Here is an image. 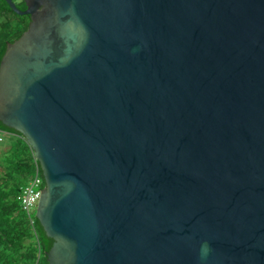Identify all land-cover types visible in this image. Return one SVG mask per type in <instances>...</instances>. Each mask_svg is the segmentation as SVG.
I'll list each match as a JSON object with an SVG mask.
<instances>
[{
  "label": "water",
  "instance_id": "water-1",
  "mask_svg": "<svg viewBox=\"0 0 264 264\" xmlns=\"http://www.w3.org/2000/svg\"><path fill=\"white\" fill-rule=\"evenodd\" d=\"M4 1L48 264H264V0Z\"/></svg>",
  "mask_w": 264,
  "mask_h": 264
},
{
  "label": "trees",
  "instance_id": "trees-1",
  "mask_svg": "<svg viewBox=\"0 0 264 264\" xmlns=\"http://www.w3.org/2000/svg\"><path fill=\"white\" fill-rule=\"evenodd\" d=\"M16 6L25 8L23 1ZM28 23V16L14 14L0 0V59L6 46L26 31ZM0 130L9 135L0 154V264H48L46 254L53 240L45 235L34 214L29 224L16 200L19 188L36 171L32 149L19 132L1 123Z\"/></svg>",
  "mask_w": 264,
  "mask_h": 264
},
{
  "label": "built area",
  "instance_id": "built-area-1",
  "mask_svg": "<svg viewBox=\"0 0 264 264\" xmlns=\"http://www.w3.org/2000/svg\"><path fill=\"white\" fill-rule=\"evenodd\" d=\"M34 161L37 163L36 171L32 174L27 184L19 188L16 195V200L19 202L21 210L27 218L29 224L33 223L32 216L37 206L39 192H41L44 188V180L42 174L39 172L40 167L35 158Z\"/></svg>",
  "mask_w": 264,
  "mask_h": 264
},
{
  "label": "crops",
  "instance_id": "crops-1",
  "mask_svg": "<svg viewBox=\"0 0 264 264\" xmlns=\"http://www.w3.org/2000/svg\"><path fill=\"white\" fill-rule=\"evenodd\" d=\"M9 140V135L0 130V154Z\"/></svg>",
  "mask_w": 264,
  "mask_h": 264
},
{
  "label": "clouds",
  "instance_id": "clouds-1",
  "mask_svg": "<svg viewBox=\"0 0 264 264\" xmlns=\"http://www.w3.org/2000/svg\"><path fill=\"white\" fill-rule=\"evenodd\" d=\"M207 250H208V245L205 243L204 245H202V251L206 252Z\"/></svg>",
  "mask_w": 264,
  "mask_h": 264
},
{
  "label": "rangeland",
  "instance_id": "rangeland-1",
  "mask_svg": "<svg viewBox=\"0 0 264 264\" xmlns=\"http://www.w3.org/2000/svg\"><path fill=\"white\" fill-rule=\"evenodd\" d=\"M15 2V4H21L22 0H13ZM1 170V169H0ZM34 216H35V210L33 212Z\"/></svg>",
  "mask_w": 264,
  "mask_h": 264
}]
</instances>
